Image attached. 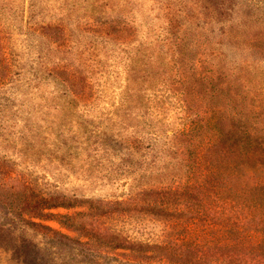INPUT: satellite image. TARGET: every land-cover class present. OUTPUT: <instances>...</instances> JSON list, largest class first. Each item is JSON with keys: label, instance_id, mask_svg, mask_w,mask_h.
I'll return each mask as SVG.
<instances>
[{"label": "rangeland", "instance_id": "1", "mask_svg": "<svg viewBox=\"0 0 264 264\" xmlns=\"http://www.w3.org/2000/svg\"><path fill=\"white\" fill-rule=\"evenodd\" d=\"M0 73V264H160L139 244L209 233L140 204L186 181L183 127L264 138V0H0Z\"/></svg>", "mask_w": 264, "mask_h": 264}, {"label": "trees", "instance_id": "2", "mask_svg": "<svg viewBox=\"0 0 264 264\" xmlns=\"http://www.w3.org/2000/svg\"><path fill=\"white\" fill-rule=\"evenodd\" d=\"M4 79L0 73V84ZM212 120H208L209 125ZM218 120L216 136L207 143L196 142L188 127H183L181 143L186 140L195 151L186 181L151 191L149 195L156 198H144L140 203L179 220H202L209 231L203 250L197 241L139 244V260L156 259L160 264H264V138L253 133L248 121L241 123L224 108ZM37 200L31 220L43 216L69 219L45 213L66 208L64 203H56L55 198ZM154 249L159 256L151 257Z\"/></svg>", "mask_w": 264, "mask_h": 264}]
</instances>
